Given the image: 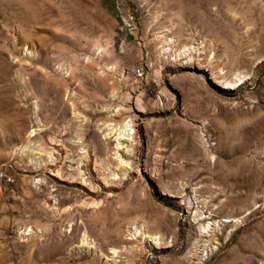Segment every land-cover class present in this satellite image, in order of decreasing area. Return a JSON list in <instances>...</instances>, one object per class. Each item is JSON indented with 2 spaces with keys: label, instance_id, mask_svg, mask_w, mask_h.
Listing matches in <instances>:
<instances>
[{
  "label": "rangeland",
  "instance_id": "obj_1",
  "mask_svg": "<svg viewBox=\"0 0 264 264\" xmlns=\"http://www.w3.org/2000/svg\"><path fill=\"white\" fill-rule=\"evenodd\" d=\"M0 264H264V0H0Z\"/></svg>",
  "mask_w": 264,
  "mask_h": 264
},
{
  "label": "bare ground",
  "instance_id": "obj_2",
  "mask_svg": "<svg viewBox=\"0 0 264 264\" xmlns=\"http://www.w3.org/2000/svg\"><path fill=\"white\" fill-rule=\"evenodd\" d=\"M33 8V7H32ZM222 87L226 88V89H235V86H230V85H223Z\"/></svg>",
  "mask_w": 264,
  "mask_h": 264
},
{
  "label": "built area",
  "instance_id": "obj_3",
  "mask_svg": "<svg viewBox=\"0 0 264 264\" xmlns=\"http://www.w3.org/2000/svg\"><path fill=\"white\" fill-rule=\"evenodd\" d=\"M138 74H140L139 70L137 71Z\"/></svg>",
  "mask_w": 264,
  "mask_h": 264
}]
</instances>
